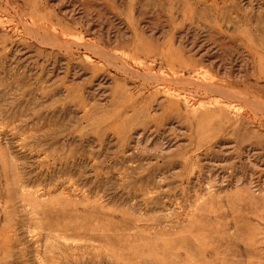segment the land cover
Wrapping results in <instances>:
<instances>
[{
  "label": "rangeland",
  "instance_id": "374dc122",
  "mask_svg": "<svg viewBox=\"0 0 264 264\" xmlns=\"http://www.w3.org/2000/svg\"><path fill=\"white\" fill-rule=\"evenodd\" d=\"M0 264H264V0H0Z\"/></svg>",
  "mask_w": 264,
  "mask_h": 264
}]
</instances>
